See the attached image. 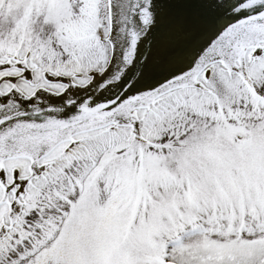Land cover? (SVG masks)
Returning <instances> with one entry per match:
<instances>
[{"label": "snow or ice", "instance_id": "6c2138e0", "mask_svg": "<svg viewBox=\"0 0 264 264\" xmlns=\"http://www.w3.org/2000/svg\"><path fill=\"white\" fill-rule=\"evenodd\" d=\"M0 264H264V0H0Z\"/></svg>", "mask_w": 264, "mask_h": 264}]
</instances>
